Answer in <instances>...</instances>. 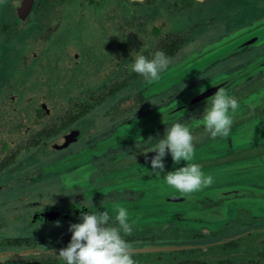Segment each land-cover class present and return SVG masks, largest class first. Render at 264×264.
<instances>
[{"label":"flooded vegetation","instance_id":"obj_1","mask_svg":"<svg viewBox=\"0 0 264 264\" xmlns=\"http://www.w3.org/2000/svg\"><path fill=\"white\" fill-rule=\"evenodd\" d=\"M208 1L0 0V264H66L52 250L69 225L102 211L115 225L116 205L135 221V264H264V212L234 198L264 195V28L234 37L264 0H226L222 15ZM157 51L172 60L159 80L132 71ZM217 87L240 107L212 139L200 118ZM175 122L214 181L190 194L164 179L185 161L149 163Z\"/></svg>","mask_w":264,"mask_h":264},{"label":"clouds","instance_id":"obj_2","mask_svg":"<svg viewBox=\"0 0 264 264\" xmlns=\"http://www.w3.org/2000/svg\"><path fill=\"white\" fill-rule=\"evenodd\" d=\"M171 62V58L163 51L155 52L151 59L141 54L136 56L132 71L154 82L160 79L161 72ZM204 90L200 89L201 92ZM239 107V101L234 96L229 95L224 87H217L210 96V107L204 109L200 118L210 138L229 136ZM195 139L188 125L175 122L150 151L155 153L149 163L151 171L156 175L165 172L164 157L168 154L174 164L186 162L184 166L166 172L164 178L169 187L181 194L193 193L214 182L211 175L202 171L200 164L191 162L195 156ZM145 159L149 160L147 155ZM115 208V225L109 223L107 211L98 214L82 212L81 222L69 225L72 235L67 246L52 251L66 264H135L132 244L125 239L132 234L135 221L129 222V212L125 207L116 205Z\"/></svg>","mask_w":264,"mask_h":264},{"label":"rangeland","instance_id":"obj_3","mask_svg":"<svg viewBox=\"0 0 264 264\" xmlns=\"http://www.w3.org/2000/svg\"><path fill=\"white\" fill-rule=\"evenodd\" d=\"M252 2H254L255 4L260 2V3H263V1L261 0H251ZM226 6V0H209L208 1V4H207V7H208V12H215V13H218V14H221L224 13L226 14V11L223 9L225 8ZM68 11H71L70 8ZM207 12V13H208ZM2 15V14H1ZM38 17V16H37ZM34 20L31 19V21L29 23H27L22 29V35H28L31 30L34 29ZM33 26V27H32ZM261 28H264V16L260 17V18H257L255 19L254 21H252L250 24L246 25V26H243L241 27L238 31L235 32L234 34V37L239 36V37H242L246 34H249L251 32H253L254 30L256 29H261ZM232 35L229 37L231 39ZM229 41V40H228ZM227 42V41H225ZM245 194V193H243ZM243 194H238L236 196H234V198L237 200V205L238 207H243V208H246L249 212V214L251 215H261L263 214L260 213L259 214V211L261 210V208L259 206H255V203H262L263 199L262 198H250V197H245L247 199L244 198V196H242ZM252 194H255L254 192H252ZM246 195V194H245ZM254 196V195H253ZM201 231L205 232L206 230H208V227L206 226H201L199 228Z\"/></svg>","mask_w":264,"mask_h":264},{"label":"water","instance_id":"obj_4","mask_svg":"<svg viewBox=\"0 0 264 264\" xmlns=\"http://www.w3.org/2000/svg\"><path fill=\"white\" fill-rule=\"evenodd\" d=\"M243 193H245L246 195L243 194ZM240 194H243L242 196H244V198L245 197H250V198L252 197V198H255V199L262 198L263 199L262 203H260V204L259 203H255V206H259L261 208V210L259 211V214L262 213V212H264V195L263 194H259V193L252 194V192H249V189H248L247 186H245V187H243L241 189ZM245 199H247V198H245ZM231 215H233V214L232 213H226V212L219 213V218H218V213H215V214L208 213V217H209L208 218V226H207L208 227V230L213 229V226L209 225V223H213L212 221H214V220H212V217L211 216H215L213 218H218L214 222H216V221L221 222V221L226 220Z\"/></svg>","mask_w":264,"mask_h":264}]
</instances>
